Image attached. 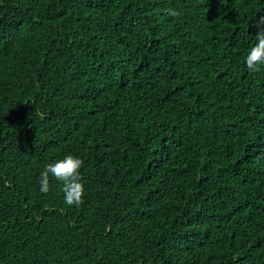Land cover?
Masks as SVG:
<instances>
[{
  "label": "trees",
  "instance_id": "16d2710c",
  "mask_svg": "<svg viewBox=\"0 0 264 264\" xmlns=\"http://www.w3.org/2000/svg\"><path fill=\"white\" fill-rule=\"evenodd\" d=\"M261 16L0 0V264H264V66L245 63ZM69 154L78 207L52 176L39 190Z\"/></svg>",
  "mask_w": 264,
  "mask_h": 264
},
{
  "label": "clouds",
  "instance_id": "9594fccd",
  "mask_svg": "<svg viewBox=\"0 0 264 264\" xmlns=\"http://www.w3.org/2000/svg\"><path fill=\"white\" fill-rule=\"evenodd\" d=\"M166 13L170 17L181 15V12L174 8L166 9ZM256 27L258 31L255 37V44L245 57L247 69L252 73L260 71V67L264 66V16L259 18ZM83 163L81 158L69 154L61 160L47 164L40 174V192L47 194L50 191L49 177L52 176L56 180L63 182L62 191L65 204L69 207L80 206L85 195V186L80 175Z\"/></svg>",
  "mask_w": 264,
  "mask_h": 264
}]
</instances>
